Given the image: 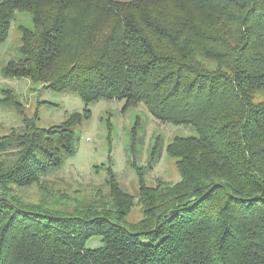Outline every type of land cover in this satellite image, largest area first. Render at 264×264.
<instances>
[{
    "label": "trees",
    "instance_id": "1",
    "mask_svg": "<svg viewBox=\"0 0 264 264\" xmlns=\"http://www.w3.org/2000/svg\"><path fill=\"white\" fill-rule=\"evenodd\" d=\"M198 3L222 8L217 25L200 26L195 37L210 43L199 51L188 48L184 26L163 21L175 12L177 24L173 8ZM232 6L239 10L227 22ZM16 11L29 12L34 28L19 27V58L5 74L77 92L86 103L142 102L196 136L166 146L176 182L138 178L133 196L106 167V195L60 212L21 200L11 186L61 168L87 110L48 127L25 119L0 137V152L10 155L0 161V264H264V99L254 100L264 94V0H0V44ZM135 197L143 217L133 224L126 216ZM92 237L100 245L88 248Z\"/></svg>",
    "mask_w": 264,
    "mask_h": 264
},
{
    "label": "rangeland",
    "instance_id": "2",
    "mask_svg": "<svg viewBox=\"0 0 264 264\" xmlns=\"http://www.w3.org/2000/svg\"><path fill=\"white\" fill-rule=\"evenodd\" d=\"M229 8H224L227 22L233 20L232 15L239 10L236 6ZM70 10L73 15L77 7ZM173 10L180 11V21L174 24L177 22L174 18H178L175 12H168L174 18L165 15L163 21L172 29L173 25L175 28L184 26V32L180 33L188 36V48L199 51L210 43L208 39L201 40L195 36L199 35L202 24H218L216 14L222 10L221 5L198 3L193 7L175 6ZM185 16L188 18L184 21L181 18ZM190 16H193V21H190ZM72 20V17L68 20L69 27ZM223 25H226L225 21ZM20 26L30 30L34 28L29 12H15L7 36L0 44V137L11 129L20 130L26 120H34L39 127H48L63 123L72 113L87 110L88 116L74 126L76 145L62 167L40 175L31 184L11 186L16 196L48 210L79 212L97 196L108 193L106 167L111 168L121 189L133 196L138 195L139 179L149 186L162 180L176 182L179 179L175 159L167 154L166 146L176 136H196L193 126L162 123L151 115L142 102L127 105L124 99L99 98L86 103L77 92L58 91L27 76L5 74L3 68L19 58ZM70 31L67 29L66 33ZM66 38L72 41L68 34ZM198 59L205 67L220 68L213 60ZM263 99L264 94L261 93L254 97L255 101ZM8 158L10 155L0 152V161L6 162ZM142 215V204L135 197L126 220L135 224ZM99 245V237H92L86 242L88 248Z\"/></svg>",
    "mask_w": 264,
    "mask_h": 264
}]
</instances>
